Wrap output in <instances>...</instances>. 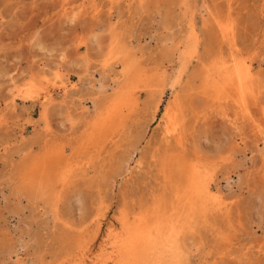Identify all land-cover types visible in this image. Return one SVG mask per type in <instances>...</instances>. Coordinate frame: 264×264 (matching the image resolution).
<instances>
[{
  "label": "rangeland",
  "instance_id": "rangeland-1",
  "mask_svg": "<svg viewBox=\"0 0 264 264\" xmlns=\"http://www.w3.org/2000/svg\"><path fill=\"white\" fill-rule=\"evenodd\" d=\"M126 219L145 237L107 260ZM140 263L264 264V0H0V264Z\"/></svg>",
  "mask_w": 264,
  "mask_h": 264
},
{
  "label": "bare ground",
  "instance_id": "bare-ground-1",
  "mask_svg": "<svg viewBox=\"0 0 264 264\" xmlns=\"http://www.w3.org/2000/svg\"><path fill=\"white\" fill-rule=\"evenodd\" d=\"M229 59V58H228ZM220 68V67H219ZM223 68V67H222ZM216 70H217V68H216ZM252 66L250 65V64H248L247 62H245V61H242V62H239V63H236V64H233L232 66H228V67H225V73H224V75H223V79H222V81L223 82H220V83H218V84H216V86L215 87H218L217 88V99H218V102H219V104H220V106L221 107H223V105H222V103L223 102H226L227 100H230V92L231 91H234L235 92V94L234 95H236V96H238V98H239V95H242V94H245V92H248L249 91V89H250V86H249V83H250V81H251V77H252ZM220 71V70H219ZM137 82V81H136ZM136 84V83H135ZM129 86V85H128ZM249 86V87H248ZM128 89L129 88H131V87H127ZM126 88V89H127ZM133 88H134V86H133ZM249 88V89H248ZM247 89H248V91H247ZM132 91V90H131ZM160 91H161V89H160ZM162 92V91H161ZM229 92V93H228ZM126 93H127V91H126ZM133 93V92H132ZM129 94H131V93H129ZM123 96V95H122ZM125 96V95H124ZM131 96V95H130ZM238 98H234V104L235 105H238L237 106V108H239V109H241L242 107H241V102H240V100L238 99ZM129 101H130V99H129ZM129 101H128V98L127 97H125V99L123 100L122 99V102L120 101V103H116V102H114V103H111L109 106H107V108H106V117H103V121H105V122H109V121H111L112 119H114L119 113H120V111L122 110V108H124L125 106H127L128 104H129ZM131 103V102H130ZM226 104V103H225ZM224 109V108H223ZM222 109V110H223ZM230 114V113H229ZM238 114V113H237ZM237 114L233 117V115L232 116H230V115H227L226 114V116H227V118H228V120H229V122H230V124H232V125H235L236 124V121H237V118H236V116H237ZM164 133H163V138H162V143L164 142V143H169V141L171 140V139H173V140H175L178 144H180V145H183L184 144V138H185V127H184V124H183V122H181L180 121V119H179V117H178V115H177V113H176V111L174 110V108H173V103H170L167 107H166V110H165V113H164ZM186 126V125H185ZM176 152V151H175ZM131 158V157H130ZM156 160V159H155ZM167 160H164V161H162L161 163H162V167H164L165 165H167ZM159 163V162H158ZM126 169V168H125ZM163 172H166V171H163ZM169 172V171H168ZM187 172V171H186ZM194 172V171H193ZM199 172V171H198ZM197 172V173H198ZM184 174V173H183ZM196 174V173H195ZM45 176V175H44ZM162 176V175H161ZM197 176V175H196ZM195 176V177H196ZM164 177V176H163ZM182 177V176H181ZM195 177H193V179L192 180H190V182L191 183H189V184H192V185H190V187H191V189H192V192L194 191V192H197V193H199L200 194V192H204V189H207V188H203V185H202V181H200V180H198V179H196ZM46 178H49L50 179V177H46ZM54 179H56L55 178V176H54ZM45 180V181H44ZM47 179H45V177H40V178H38L37 180H36V183H35V189H34V193L36 194V195H43V194H45V192H49V188H48V186H49V184H47L46 181ZM49 181V180H48ZM186 181V180H185ZM183 182V181H182ZM205 182H207L206 180H205ZM205 182H204V184H205ZM51 183H52V181H51ZM50 183V184H51ZM53 184V183H52ZM208 184V183H207ZM54 185V184H53ZM52 186V185H51ZM210 186V185H209ZM53 188V187H52ZM52 188H50V189H52ZM52 191V190H51ZM170 192V191H169ZM186 192V191H185ZM206 192H207V190H206ZM210 192V191H209ZM165 193V192H164ZM184 193V192H183ZM208 193V192H207ZM162 195H164V194H162ZM200 195H203L202 193L200 194ZM171 196V195H170ZM185 196H186V193H185ZM164 197V196H163ZM182 197H184L183 195H182ZM195 197V196H194ZM41 198V197H40ZM162 198V197H161ZM161 198H159L160 199V201H162L163 199H161ZM168 198V197H167ZM164 199H166L165 197H164ZM185 199H187V198H185ZM189 199V198H188ZM187 199V201H190V200H188ZM191 199H192V197H191ZM153 200V199H152ZM194 200H195V198H194ZM202 200V199H201ZM163 201H165V200H163ZM166 201H167V199H166ZM48 202V201H47ZM184 202H185V200H184ZM194 202V201H193ZM204 202H206V201H204ZM171 203V202H170ZM174 203V202H173ZM191 204H192V202H190ZM189 203V204H190ZM200 203H202L201 201H200ZM159 205H160V203H158ZM177 204L178 203H176V207H177ZM148 206H150L149 204H147ZM194 205V204H193ZM161 206V205H160ZM169 207V206H168ZM189 207V206H188ZM190 207H192V206H190ZM199 207V206H198ZM139 208V207H138ZM157 208L159 209V206H157ZM163 208V207H162ZM166 208V206L164 207V209ZM173 208L174 207H172V209L171 208H169L170 209V211L171 210H173ZM183 208H185V206H183ZM155 209V208H154ZM153 209V210H154ZM169 209H168V211H169ZM189 209V208H188ZM188 209H187V212H188ZM193 209V208H192ZM129 210V209H128ZM132 210H134V209H132ZM138 210V209H137ZM153 210H151L152 212H154ZM181 210V209H180ZM185 210H186V208H185ZM184 210V211H185ZM194 210V209H193ZM139 211V210H138ZM137 211V212H138ZM145 211V210H144ZM155 211H157L156 209H155ZM160 211V210H159ZM182 211H183V209H182ZM181 212V213H186V212ZM163 212V211H162ZM180 212V211H179ZM192 211H190V213H191ZM195 212V211H194ZM132 213H133V211H132ZM151 212H149V214H150ZM165 213V212H164ZM189 213V212H188ZM193 213V212H192ZM192 213L190 214V215H192ZM149 214H148V217H150L153 213H151V215L149 216ZM173 214H174V212H173ZM133 215V214H132ZM135 215V214H134ZM171 215V214H170ZM175 215V214H174ZM176 215H178V212H177V214ZM189 215V216H190ZM124 216H125V214H124ZM123 216V217H124ZM127 216V215H126ZM125 216V217H126ZM129 216V215H128ZM147 216V215H146ZM145 216V217H146ZM153 216V215H152ZM188 216V217H189ZM124 217V218H125ZM171 217H172V215H171ZM176 217H178V216H176ZM188 217L185 219V215H184V219H185V221H187V219H188ZM191 217H193V215L191 216ZM121 218V217H120ZM128 218V217H127ZM131 218V217H130ZM134 218V217H133ZM175 218V217H174ZM190 218V217H189ZM119 219V218H118ZM169 219V218H168ZM121 220V219H120ZM123 220V219H122ZM121 220V221H122ZM128 219H126V221H124L125 222V224H123L124 225V227H123V231L121 232V234H115L114 236H113V241H112V244H111V251L105 256L106 257V259L107 260H115L116 258H118L120 255H123L124 253H126V252H133L136 248H137V245H138V242L139 241H141V240H143V238L145 237H141V235H140V233H138V230H139V228L137 227V226H130L129 225V223H127L128 221H127ZM132 220V219H131ZM134 220H136V219H134ZM164 220H165V218H164ZM181 220V219H180ZM189 221V220H188ZM120 222V221H119ZM137 222V221H136ZM147 222V221H146ZM146 222L144 223V224H146ZM132 223V222H131ZM150 223V222H149ZM167 223H168V220H167ZM188 223V222H187ZM122 224V223H121ZM139 224H141V223H139ZM138 224V225H139ZM120 225V224H119ZM122 225V226H123ZM166 228H167V226H165ZM115 228V227H114ZM119 228V227H118ZM155 228V227H154ZM162 227H160V229H161ZM115 229H117V227L115 228ZM122 229V228H121ZM152 229V228H151ZM158 229V228H157ZM184 229V228H183ZM182 228H181V230H183ZM114 230V229H113ZM118 230V229H117ZM120 230V229H119ZM166 230L167 229H165V232H166ZM162 231H164V229L162 228V230L160 231L161 233H162ZM156 232H159V231H157L156 230ZM181 232V231H180ZM147 234V233H146ZM145 234V235H146ZM181 234V233H180ZM157 235H158V233H157ZM159 236L160 235H158V237H157V240H159ZM181 236V235H180ZM161 237H163L162 235H161ZM160 237V238H161ZM111 238V237H110ZM164 238V237H163ZM146 239V238H145ZM165 239V238H164ZM172 239V238H171ZM160 240H162V239H160ZM146 242H147V240H145ZM173 241V240H172ZM144 242V241H143ZM143 244V243H142ZM141 244V245H142ZM177 244V243H176ZM173 245H174V243H173ZM172 247V246H171ZM174 248V247H173ZM143 251H144V249H143ZM175 251V250H174ZM86 253V252H85ZM87 254V253H86ZM146 254V253H145ZM173 254V253H172ZM182 254H183V252H182ZM146 256V255H145ZM174 257H175V255H173ZM144 257V256H143ZM182 257H184V254H183V256ZM182 257H181V259H182ZM101 259V258H100ZM137 259H138V257H137ZM143 259V258H142ZM136 260V259H135ZM102 261H103V259H102ZM177 261V260H176ZM138 262V261H137ZM183 262V261H182ZM141 264V263H140Z\"/></svg>",
  "mask_w": 264,
  "mask_h": 264
}]
</instances>
